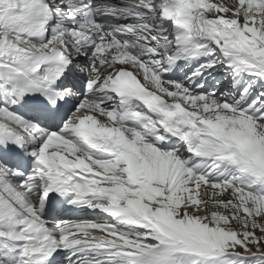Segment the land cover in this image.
Wrapping results in <instances>:
<instances>
[{
    "label": "snow or ice",
    "instance_id": "obj_1",
    "mask_svg": "<svg viewBox=\"0 0 264 264\" xmlns=\"http://www.w3.org/2000/svg\"><path fill=\"white\" fill-rule=\"evenodd\" d=\"M0 264H264V0H0Z\"/></svg>",
    "mask_w": 264,
    "mask_h": 264
}]
</instances>
